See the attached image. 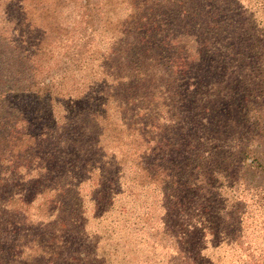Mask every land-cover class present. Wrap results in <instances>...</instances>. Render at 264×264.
<instances>
[{
  "label": "trees",
  "instance_id": "obj_1",
  "mask_svg": "<svg viewBox=\"0 0 264 264\" xmlns=\"http://www.w3.org/2000/svg\"><path fill=\"white\" fill-rule=\"evenodd\" d=\"M18 1L0 0V264H264V23L249 11L244 31L250 6L78 0L95 24L106 6L128 12L53 78L38 45L15 43ZM210 66L241 76L199 106L190 84Z\"/></svg>",
  "mask_w": 264,
  "mask_h": 264
},
{
  "label": "rangeland",
  "instance_id": "obj_2",
  "mask_svg": "<svg viewBox=\"0 0 264 264\" xmlns=\"http://www.w3.org/2000/svg\"><path fill=\"white\" fill-rule=\"evenodd\" d=\"M40 1L44 2L42 8L39 4H36L40 3ZM255 1L256 0H250V2L249 0H237L239 6H250L249 9L246 10V14L243 18L244 20L242 21L244 31L250 26V12L256 18L258 24L261 25L264 23L261 13L251 11L257 7ZM20 2L24 4L25 7L24 17L26 18V32L23 37H20L19 31L14 32L15 43L19 45V41L22 40L26 43L29 42L30 45L31 43L38 45L39 47H30L37 52H42V56L40 57L42 58L41 61L46 63L45 65L50 67L51 70H54L49 74L53 78L59 75L62 76L65 73L69 74L74 68L76 61L80 58L79 55L84 51H88V48H90L93 43L100 44L101 47H104L109 42L111 33L113 31H118V27H115L116 22L114 18L118 15L123 19L128 12L124 3H117V6L116 4L114 6L110 5V7L106 6L102 9L107 11L102 17L104 22L95 24L93 16H90V13L93 11L88 12L79 4L78 0H19L18 4H20ZM113 2L114 1H111V3ZM118 8L119 10L117 11L116 9ZM95 30L98 31V33L95 32ZM84 42L85 45L87 43L86 46L82 45ZM241 45L243 44L241 43ZM228 50L229 49L224 47V52ZM43 67L46 68V66ZM221 70V68L218 69L215 66L205 67L203 72L207 83L205 85L198 83L197 87L194 82L190 84L193 87V90L188 93L190 101L197 103L199 106H203L204 103L200 102V100L202 95H206L207 91H211L212 93H216L217 91L221 92L223 87L224 93H226V90H228L231 85L233 74L236 79L241 76L236 70V66L231 68V70L227 69L226 72ZM188 72L189 74L193 73V71ZM183 77H185V79L192 78L190 76ZM189 83L191 82L189 81ZM114 134L115 130H106L104 132L105 143L110 147H112L111 140L116 138ZM196 134H198V132L194 133V135ZM127 136L128 135L124 134L123 141ZM173 136L169 134L166 136V139L173 138L171 140L173 141L175 139ZM260 150V157L264 159L263 145ZM111 152L115 154L117 150L112 147ZM256 178H258V176L255 175V179ZM262 180L264 181V179ZM256 181L262 182L259 179H256ZM227 193L229 194V192ZM34 227L38 228L37 226ZM149 236V241L154 240V234L151 233ZM133 258L134 257L130 259L131 262ZM141 261L142 259L134 260L132 264H141Z\"/></svg>",
  "mask_w": 264,
  "mask_h": 264
}]
</instances>
